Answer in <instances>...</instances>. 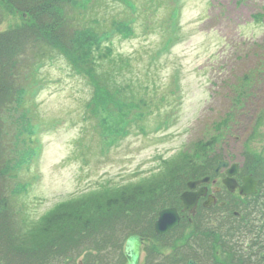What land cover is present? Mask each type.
Returning <instances> with one entry per match:
<instances>
[{
	"label": "rangeland",
	"instance_id": "1",
	"mask_svg": "<svg viewBox=\"0 0 264 264\" xmlns=\"http://www.w3.org/2000/svg\"><path fill=\"white\" fill-rule=\"evenodd\" d=\"M73 1L78 4L65 10L69 30L75 27L88 41L98 36L99 49L88 57L82 44L72 48L56 39L58 45L42 51L25 46L11 70L14 79L0 61L6 97L0 102V145L6 146L5 159L12 158L0 193L12 203L18 230L30 241L42 238L29 250L47 245L52 226L49 235L42 227L48 217L77 224L78 211L101 214L93 207L99 204L109 218L138 200L159 197L166 184L183 190L195 179L191 169L204 166L214 150L249 167L250 157L264 160V0ZM176 5L173 26L169 16ZM0 6V41L7 43L22 14L2 0ZM117 21L130 24L132 34L112 31ZM64 28H56L59 39L68 35ZM40 60L36 76L40 64L32 66ZM37 81L44 85L35 98L27 105L16 101V89L27 98ZM105 101L126 103L127 113L103 110ZM50 123L56 125H45ZM31 148L38 152L28 167L21 157ZM27 181L29 189L17 192ZM89 226L82 222L79 230L96 243ZM95 243L68 256L85 253L88 264H125L120 244L99 251ZM39 248V255H48Z\"/></svg>",
	"mask_w": 264,
	"mask_h": 264
},
{
	"label": "trees",
	"instance_id": "2",
	"mask_svg": "<svg viewBox=\"0 0 264 264\" xmlns=\"http://www.w3.org/2000/svg\"><path fill=\"white\" fill-rule=\"evenodd\" d=\"M5 6H10L21 12L22 23L14 27L15 35L13 38L4 43L0 41V61L5 66L9 60L15 58V49L20 42H24L30 38L37 43L45 40L46 45H58L55 39L68 47L82 44L84 54L89 57L93 50L96 51L101 46L98 36L89 40L77 32V29L68 23L65 10L68 6L77 5L78 2L73 0H2ZM1 10V6H0ZM1 18V17H0ZM65 26L67 36L59 39L56 31L57 26ZM94 26H92L93 28ZM116 32L125 35L130 29L125 21H117L116 25L111 27ZM94 32V30L92 29ZM96 33V32H94ZM53 37V38H52ZM13 42V43H11ZM62 52V50H60ZM95 63V61H94ZM0 88V102L5 98ZM109 101L108 108L118 114ZM108 110V111H109ZM227 118V117H226ZM223 120L227 124L228 119ZM3 127L0 125V136ZM208 145H210L207 142ZM6 146L0 145V178H4V171L9 168L11 156L5 159L4 152ZM7 151V150H6ZM248 151V155L251 154ZM223 154L214 150L207 156L208 160L204 166H199L196 170L191 169V176L200 178L208 174H214V169ZM252 162L244 165V173H252L254 177L260 180L259 192L257 195L248 197L237 196L230 193L223 187V191L219 193L221 200L226 202L224 206H215L212 208L201 207L198 213L192 217V220L184 219L180 227L176 228L166 236H158L154 232V219L158 211L167 206L182 207L179 199L181 190L171 187L172 183L166 184L167 190L162 192L159 197L145 198L138 200L130 209H123L115 212L109 218L102 213L104 205L89 202V206L95 207L101 214H92L90 212L81 213L78 211L77 220L89 223V232L104 237V240L98 241L97 248H104L108 243L114 245L117 241L112 238L117 234H121V241L132 233H140L145 238L144 259L142 264H187L190 258L195 259L199 264H264V160L262 158L253 159ZM28 161V152L21 157V162ZM13 174L7 175L12 181ZM9 181V183H11ZM5 186L8 180L5 177ZM16 187V185H15ZM14 187V190H15ZM3 189V188H2ZM0 189V191L2 190ZM28 189L27 183H21L17 186V192ZM12 195H9V197ZM17 197L18 195H13ZM11 201L0 193V252H2V261L8 259L7 264H73L74 257L65 256V250L68 244H72L86 236L79 228L80 223H70V218L60 219L58 217L47 218L48 225L42 227L46 234H52L47 240V245H35L33 249H28L30 242L32 244L41 243L42 238L28 240L24 232L19 231L20 227L13 222V219L19 222L13 213ZM89 207L88 209H92ZM82 208V207H81ZM80 215V216H79ZM20 218V213H18ZM56 216V214H55ZM58 218V219H57ZM46 218H44L45 220ZM57 219V220H56ZM56 220V221H55ZM55 221V222H54ZM53 223L52 225H50ZM94 224L95 228L92 227ZM186 228L190 229L186 233ZM64 229V230H63ZM86 230V229H85ZM77 232H80L79 235ZM174 234H176L174 236ZM171 240H181L174 242ZM160 246H169L173 248V253L158 254L161 251ZM39 247H42L39 248ZM39 248L43 252L48 253L45 257L39 255ZM218 249L227 254V257L221 258ZM163 252V251H162ZM85 264H88L85 261Z\"/></svg>",
	"mask_w": 264,
	"mask_h": 264
},
{
	"label": "water",
	"instance_id": "3",
	"mask_svg": "<svg viewBox=\"0 0 264 264\" xmlns=\"http://www.w3.org/2000/svg\"><path fill=\"white\" fill-rule=\"evenodd\" d=\"M227 162H221L217 167V171L223 166H227ZM230 175L238 173V165L234 164L228 171ZM210 177H205L200 180L189 181L188 186L191 190L195 189L197 185L201 182L209 181ZM244 183L239 184L235 177H228L225 179V183L231 191H234L237 187L240 188V193L242 194H250L257 192V184L258 180L254 179L252 175L244 177ZM185 191L181 198L185 203V207L194 211V208L197 205V202L201 195L206 192V188L203 187L198 191ZM214 200V197H210V199L205 203L206 205H210ZM180 222V217L175 208L164 209L160 213L159 219L156 221V231L159 234H166L171 229H174ZM143 243V238L140 235H132L127 239L125 246V256L127 258V264H139L140 255H141V246ZM190 264H196L194 261H190Z\"/></svg>",
	"mask_w": 264,
	"mask_h": 264
}]
</instances>
